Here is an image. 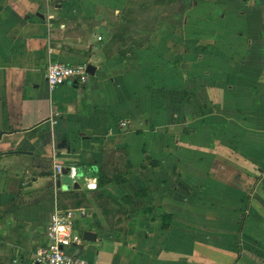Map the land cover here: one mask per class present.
<instances>
[{
	"label": "crops",
	"instance_id": "obj_1",
	"mask_svg": "<svg viewBox=\"0 0 264 264\" xmlns=\"http://www.w3.org/2000/svg\"><path fill=\"white\" fill-rule=\"evenodd\" d=\"M128 1L0 0V264H31L76 194L96 239L65 252L87 264H264V0H210L124 54L96 28L126 12L95 11ZM56 62L95 74L49 90Z\"/></svg>",
	"mask_w": 264,
	"mask_h": 264
},
{
	"label": "rangeland",
	"instance_id": "obj_2",
	"mask_svg": "<svg viewBox=\"0 0 264 264\" xmlns=\"http://www.w3.org/2000/svg\"><path fill=\"white\" fill-rule=\"evenodd\" d=\"M209 1L210 0H129L128 4H126L128 5V9L125 11L116 9V5L109 7V11L102 10L101 7H98L95 12H126L125 15L123 13V20L119 18V22L122 20L125 26L118 28L116 25L118 21L115 15H110L109 19L106 17L107 24H97L98 27L96 31L99 36L108 38L114 45L118 44L122 46L121 51L124 52V54L132 53V50L141 49L140 52L142 54L144 45H146L149 39H160V37L162 39V37L166 35L165 31L161 29L165 24L174 26L181 25V19L178 16L176 17L179 12H208V8H211L207 4ZM108 2L111 3L110 1ZM195 3H200L199 8L196 10L193 9L197 6ZM100 4L101 2L98 3V5ZM74 20L77 22L78 19H71V21ZM98 21H100L99 16ZM149 26H152V29H149ZM157 51L159 52L161 50ZM67 248L68 247H66L65 250Z\"/></svg>",
	"mask_w": 264,
	"mask_h": 264
},
{
	"label": "built area",
	"instance_id": "obj_3",
	"mask_svg": "<svg viewBox=\"0 0 264 264\" xmlns=\"http://www.w3.org/2000/svg\"><path fill=\"white\" fill-rule=\"evenodd\" d=\"M87 65L88 63L70 65L60 62L48 64L45 72L48 89L53 90L62 85L84 86L90 76L87 72ZM63 169L59 164L54 165V181ZM71 178L73 180V176ZM76 210L81 213V209L60 210L56 208L53 211L46 228L44 244L34 250L31 264H87L85 259L68 255L65 252L66 247L83 242L82 235L73 229Z\"/></svg>",
	"mask_w": 264,
	"mask_h": 264
},
{
	"label": "trees",
	"instance_id": "obj_4",
	"mask_svg": "<svg viewBox=\"0 0 264 264\" xmlns=\"http://www.w3.org/2000/svg\"><path fill=\"white\" fill-rule=\"evenodd\" d=\"M111 155V153H106L104 154V159L105 158H109ZM124 169L125 171L122 172V174L120 175H117V176H114V175H108L104 172V168H103V165L101 164L100 165V170H99V174L97 176V186L98 187H102L106 184H109V183H122L124 181V178H123V175H125L127 173V171L130 169V166L128 163H125V166H124ZM77 195V200H76V203H75V206L76 207H73V208H68L66 206L64 207H61L59 205H57L58 209L60 210H67V209H82L84 208V204H85V197L81 194H76ZM71 196H74V194H71ZM164 227H165V224H164Z\"/></svg>",
	"mask_w": 264,
	"mask_h": 264
},
{
	"label": "water",
	"instance_id": "obj_5",
	"mask_svg": "<svg viewBox=\"0 0 264 264\" xmlns=\"http://www.w3.org/2000/svg\"><path fill=\"white\" fill-rule=\"evenodd\" d=\"M39 18L43 19L44 16L38 14L37 15ZM95 67L88 64L87 65V72L90 76H93L95 74ZM66 144V140H62L60 142V144L58 145V148L63 149L65 147ZM73 180L71 178V174L69 172V170H65L63 169V171L57 176V179L55 181V186L58 189V191L60 190H64V191H68L70 189V187L72 186ZM96 237L94 234L89 233V232H85L83 234V240L84 241H95Z\"/></svg>",
	"mask_w": 264,
	"mask_h": 264
}]
</instances>
